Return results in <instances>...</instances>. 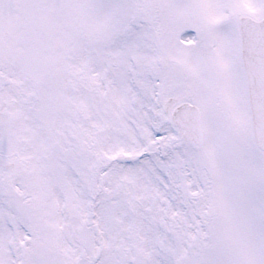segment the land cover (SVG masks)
<instances>
[{
	"label": "snow or ice",
	"instance_id": "6c2138e0",
	"mask_svg": "<svg viewBox=\"0 0 264 264\" xmlns=\"http://www.w3.org/2000/svg\"><path fill=\"white\" fill-rule=\"evenodd\" d=\"M0 264H264V0H0Z\"/></svg>",
	"mask_w": 264,
	"mask_h": 264
}]
</instances>
